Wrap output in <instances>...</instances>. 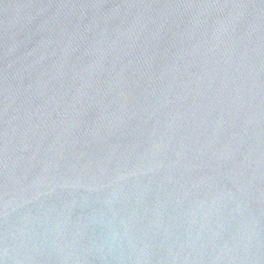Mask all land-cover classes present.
<instances>
[{"label": "water", "instance_id": "water-1", "mask_svg": "<svg viewBox=\"0 0 264 264\" xmlns=\"http://www.w3.org/2000/svg\"><path fill=\"white\" fill-rule=\"evenodd\" d=\"M0 264H264V0H0Z\"/></svg>", "mask_w": 264, "mask_h": 264}]
</instances>
